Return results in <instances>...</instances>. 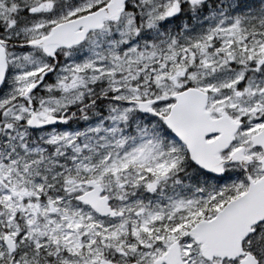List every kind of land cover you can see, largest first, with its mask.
Masks as SVG:
<instances>
[{
  "label": "snow or ice",
  "instance_id": "obj_1",
  "mask_svg": "<svg viewBox=\"0 0 264 264\" xmlns=\"http://www.w3.org/2000/svg\"><path fill=\"white\" fill-rule=\"evenodd\" d=\"M0 264H264V0H0Z\"/></svg>",
  "mask_w": 264,
  "mask_h": 264
}]
</instances>
